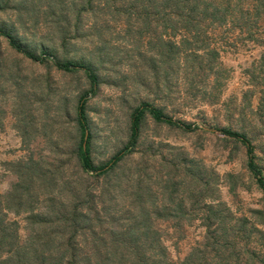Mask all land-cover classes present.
<instances>
[{"label":"rangeland","instance_id":"374dc122","mask_svg":"<svg viewBox=\"0 0 264 264\" xmlns=\"http://www.w3.org/2000/svg\"><path fill=\"white\" fill-rule=\"evenodd\" d=\"M81 4L77 2V9L73 10L69 9L71 4L65 3L72 24ZM36 8L29 11L27 7L23 12L24 27L13 11L0 14V28L14 24L6 30L31 52L38 54L39 46H43L55 50L60 59L69 58L96 69L100 84L94 95L89 94L86 109L92 162L96 166L106 164L121 151L123 159L107 179L83 173L74 151L78 136L73 119L78 99L89 92L85 76L81 72H61L50 64L32 63L0 38V195H6L16 184V165L33 161L38 169L56 178V189L63 188L66 181H74L102 195L100 202L107 206L109 216L101 205L97 207L98 216H90L91 224L87 222L81 230H120L128 222L131 188L141 180L147 191L148 208L155 202L161 216L152 217L150 226L168 261L177 264L204 244L206 229L202 219L206 216V200L225 221L223 230H240L242 226L247 231L251 236L248 248L257 257L254 264H261L264 196L248 172L246 147L218 131L244 133L264 176V104L256 110L257 100L253 99L251 108L244 96L250 89L246 71L264 55V17L253 41L228 26L211 28L208 43L217 51L212 62L217 76H208L194 89L188 88L183 78H187L185 71L192 60L177 55L169 67L172 89L164 92L158 87L160 83L156 86L154 82L158 71L155 74L151 69L154 51L146 44L143 27L128 28L129 20L125 19L123 24L121 16L100 14L95 21L89 12L81 15L80 35L73 37V29L66 35L57 30L56 24H49L53 19L44 23ZM64 38L68 44L62 51ZM143 104L163 110L172 122L191 129L156 123L146 113L137 145L125 150L131 115ZM171 179L182 183L174 203L168 202L169 191H160L164 182ZM48 186L45 182L33 191L43 194L50 190ZM202 194L204 199L199 197ZM59 199L65 202L63 195ZM198 199L202 201L195 204ZM37 200L33 205L35 211L48 215L43 198ZM26 216L0 213L6 222L17 224L12 230H18L22 242L30 238L31 228L39 229L26 223ZM54 227L43 226L44 230ZM240 264H246L245 260Z\"/></svg>","mask_w":264,"mask_h":264},{"label":"trees","instance_id":"16d2710c","mask_svg":"<svg viewBox=\"0 0 264 264\" xmlns=\"http://www.w3.org/2000/svg\"><path fill=\"white\" fill-rule=\"evenodd\" d=\"M28 1L31 2L28 5ZM0 0V14L14 12L15 19L25 25L23 12L36 9L47 24H56L57 30L67 35L73 29V37H78L81 31L82 17L85 13H92L97 21L100 14L119 18L125 24L129 20L128 28L140 26L145 29L146 39L154 55L150 58L151 69L158 76L154 78L156 86L170 91L172 85L169 79V67L175 56L191 58L192 65L185 71L183 78L188 88L194 89L197 84L208 76H217L212 62L217 51L208 43L211 28H225L228 26L239 33L246 34L253 41V35L260 20L264 17V0ZM71 4L69 9H77L76 3L81 2L76 10L74 24L66 11L65 3ZM120 4L122 6H120ZM35 10V9H34ZM28 11V12H29ZM126 17V18H125ZM63 23V26H62ZM14 24L0 28V38L4 39L8 47L32 63L53 65L57 70L67 74L81 72L89 84V92L80 96L74 113V130L78 136L75 147V156L83 173L107 179L123 159L121 151L106 164L96 166L90 155L91 135L88 134L86 109L89 94L94 95L100 84V77L93 66L72 62L69 58L60 59L55 50L40 47L38 54L23 47L11 32L6 30ZM24 27V26H23ZM128 31V29H127ZM65 32V33H64ZM154 34V36H151ZM68 42L64 38L60 49L65 51ZM194 64L196 65L194 67ZM160 74V75H159ZM189 74V75H188ZM250 87L244 93L249 99L257 100L255 109L259 110L264 104V55L246 71ZM254 112V111H253ZM148 113L159 124L171 127H182L167 118L163 110L143 104L137 107L130 119V137L125 150L134 148L139 141L142 120ZM0 122V128H1ZM221 135L240 142L247 149L248 172L256 179L259 189L264 196V176L262 168L256 162L254 148L244 133L228 129H220ZM17 166L18 180L6 195H0V213L11 212L14 215L26 214V223H32L39 229L31 228L30 238L20 241L15 222H6L0 218V264H174L165 258L164 249L156 232L150 226V219H160L157 214L156 203L147 206L146 190L139 181L131 188L132 202L128 211V222L120 230H81L90 216H98L102 211L107 214V206L100 202L102 195L85 186L66 181L63 188L56 189V178L37 167L33 161L23 162ZM47 174V175H46ZM195 180V178H194ZM39 181V182H38ZM200 181V178L199 180ZM197 181V182H198ZM48 182L49 191L43 194L35 193L33 188ZM166 184V185H165ZM182 183L166 180L160 191L168 192V202L174 203V196L178 193ZM149 192V191H148ZM63 195V200L59 196ZM152 195V194H151ZM43 198L44 209L48 215H39L34 209V203L39 197ZM204 199V194L199 196ZM96 200H99L96 201ZM38 201V200H37ZM202 200L198 199L195 204ZM47 206V207H46ZM46 207V208H45ZM49 209V211H47ZM101 209V208H100ZM206 216L202 219L206 230L204 244L192 250L189 256L177 264H254L257 261L256 253L248 248L251 236L243 227L240 230H223L226 224L215 210V207L203 201ZM169 219V218H166ZM240 222V221H238ZM53 224L52 230H44L43 226ZM233 224H236L233 223ZM225 228V227H224ZM16 229V228H15ZM258 231V230H256ZM211 257L208 261L207 258ZM261 264L264 261L260 260Z\"/></svg>","mask_w":264,"mask_h":264}]
</instances>
